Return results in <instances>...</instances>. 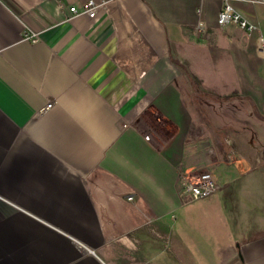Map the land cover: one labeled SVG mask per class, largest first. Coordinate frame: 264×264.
Returning <instances> with one entry per match:
<instances>
[{
    "label": "crops",
    "instance_id": "1",
    "mask_svg": "<svg viewBox=\"0 0 264 264\" xmlns=\"http://www.w3.org/2000/svg\"><path fill=\"white\" fill-rule=\"evenodd\" d=\"M87 1L0 0V264H264V215L238 227L240 186L229 202L179 187L191 50L237 84L241 125L264 121V4L233 0L248 32L218 24L222 0L66 19Z\"/></svg>",
    "mask_w": 264,
    "mask_h": 264
},
{
    "label": "rangeland",
    "instance_id": "2",
    "mask_svg": "<svg viewBox=\"0 0 264 264\" xmlns=\"http://www.w3.org/2000/svg\"><path fill=\"white\" fill-rule=\"evenodd\" d=\"M189 54L191 61L188 67L192 77L190 83L186 79L181 82L185 89L191 91L187 99L194 113L196 126L190 132L188 170L213 171L220 182V193L226 192L228 202L234 196L233 191L240 186L236 196L237 210H247L239 214L241 224L238 227L241 229L246 221L253 220L252 213L261 210L259 214L264 215V121L255 117L254 124L241 125L240 123L246 120L242 115L246 111V103L234 102L235 94L240 93L237 84L226 80H213L218 66L215 65L212 54L203 57L206 58L203 66L194 60L197 59V53L191 50ZM218 68L220 70V67ZM221 71L224 72L223 67ZM216 95L231 96L232 99L223 101L213 97ZM235 114L239 115V125L234 120ZM230 130L237 134L236 144L239 149V154L233 162L227 159L228 148L223 140ZM229 208L225 207L228 209V215L231 212ZM259 214L255 217H259Z\"/></svg>",
    "mask_w": 264,
    "mask_h": 264
},
{
    "label": "built area",
    "instance_id": "3",
    "mask_svg": "<svg viewBox=\"0 0 264 264\" xmlns=\"http://www.w3.org/2000/svg\"><path fill=\"white\" fill-rule=\"evenodd\" d=\"M114 0H88L81 8L76 6L70 7V16L66 19L70 20L78 16H87L94 18L100 11L107 10ZM223 7L219 13L218 24L226 26L228 24H235L248 32H253L256 27L248 22L238 13L233 5V0H222ZM259 3L264 4V0H258ZM260 50H263V39L259 38ZM52 107V104H48ZM237 134L230 130L224 137V142L228 148L227 159L233 162L239 154V149L236 144ZM253 146V143H250ZM258 161L260 159L258 158ZM179 187L182 196H189L193 200H201L215 195L219 191V182L213 171L202 169L200 171L182 170L179 173Z\"/></svg>",
    "mask_w": 264,
    "mask_h": 264
},
{
    "label": "trees",
    "instance_id": "4",
    "mask_svg": "<svg viewBox=\"0 0 264 264\" xmlns=\"http://www.w3.org/2000/svg\"><path fill=\"white\" fill-rule=\"evenodd\" d=\"M213 97H215V98H217V99H221V100H223V101H229V100H231L232 99V97H221V96H213ZM235 98L236 99H243L244 97H242V96H235ZM234 98V99H235Z\"/></svg>",
    "mask_w": 264,
    "mask_h": 264
}]
</instances>
